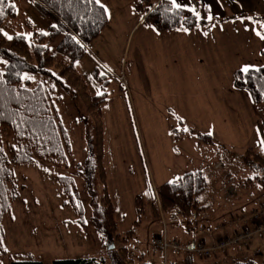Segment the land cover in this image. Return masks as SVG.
<instances>
[{"label":"crops","instance_id":"obj_1","mask_svg":"<svg viewBox=\"0 0 264 264\" xmlns=\"http://www.w3.org/2000/svg\"><path fill=\"white\" fill-rule=\"evenodd\" d=\"M95 1L103 5L107 24L88 45L85 57L92 74L96 65L108 74L107 96L100 105L101 160L113 217L118 230L124 232L137 215L134 196L141 198L145 210L155 198L157 185L184 172L175 169L176 140L169 133L173 118L209 134L213 146L220 148L221 153L239 155L251 145L255 122L264 117L249 94L233 86V73L264 67V35L259 34L254 23L242 18L251 13L264 15V0H197L209 16L233 18L191 31L165 32H157L143 22L134 9L135 0ZM169 1L197 13L191 0ZM226 7L231 13L226 12ZM130 122L139 123L145 154ZM110 126L115 144L108 136ZM187 136L191 135L181 133L177 140ZM120 152H124L121 157ZM228 179L223 180L220 189L225 192L230 186L233 192ZM261 207L264 210V202L257 208ZM228 209L223 204L214 215L202 218L203 223L194 226L193 221L185 224L182 220L173 222L164 218L175 227L166 226L167 233L181 240L193 241L198 237L205 242L231 234L244 221L239 216L228 218ZM250 241L245 250H253L264 260L261 256L264 232L253 235ZM233 247L214 258L231 257L236 246ZM172 252L164 253V264L173 258Z\"/></svg>","mask_w":264,"mask_h":264},{"label":"trees","instance_id":"obj_2","mask_svg":"<svg viewBox=\"0 0 264 264\" xmlns=\"http://www.w3.org/2000/svg\"><path fill=\"white\" fill-rule=\"evenodd\" d=\"M28 1L50 20L45 31H36L29 25L27 27L16 22L15 0H0V203L7 197L5 205L1 203L2 210L9 211L10 201L17 196L16 192L9 190L7 186L8 181L13 178L14 167L37 163L62 169L64 172H55V177L61 186V192L65 194L64 203L68 202L77 213L78 219H82L83 208L81 200L77 197L79 189L76 188V178L87 188L89 196L92 193L88 192V188H93L90 185L98 186L95 199L92 202L87 200L90 210L84 217L86 224L82 225H90L96 230L103 244L114 240L120 242V260L123 261L126 253H129L127 241L143 213V202L138 195L134 196L136 218L128 230L120 232L113 217L114 208L107 194L101 160L103 121L100 105L106 99L108 74L99 66L94 67L93 74L99 82L100 92L90 95L73 66L74 62L86 55L88 45L106 26L105 9L95 0ZM191 2L197 7V13L177 7L169 0H158L155 3L151 0H135L134 9L143 22L157 32L191 31L233 18L209 16L197 0ZM242 18L254 23L259 34L264 35V15L251 13L242 15ZM59 34L62 36L56 49L65 55L68 61L57 60L49 52L50 43ZM54 86L70 90L73 96L79 99L87 117L92 120V136L87 139V155L82 162L74 161L72 141L69 129L62 119L63 113L60 109L59 113L55 111L56 106L59 108L61 104V96L51 93ZM233 86L245 90L253 105L263 103L264 67L248 69L247 72L234 71ZM169 133L173 141L182 133L194 136L196 142L213 143L209 134L197 131L176 118L169 123ZM254 134L260 137L262 149L256 151L248 145L239 155L249 163L253 172L252 179L261 181L264 189V118L255 122ZM66 170L70 173H66ZM206 188L207 176L201 169L184 171L177 178L156 186L155 198L150 204L151 212L159 217L161 211L167 221L178 222L186 217L184 223H191L197 211L204 207L198 196ZM89 196L87 198L90 199ZM2 210L0 209V214ZM195 223L193 221V226ZM160 233L168 234L167 229ZM261 234L263 233L257 235ZM170 239L176 238L170 236ZM234 246L235 252L226 260L214 258L215 254L202 257L191 251L173 250L178 253H173V258L167 264H264V260L258 258L253 250H245L247 246ZM255 251L258 252V249ZM51 263L111 264L107 263L101 254L54 258ZM10 264H42V261L27 255L12 259Z\"/></svg>","mask_w":264,"mask_h":264},{"label":"rangeland","instance_id":"obj_3","mask_svg":"<svg viewBox=\"0 0 264 264\" xmlns=\"http://www.w3.org/2000/svg\"><path fill=\"white\" fill-rule=\"evenodd\" d=\"M15 7L17 12L16 22L22 23L23 26L28 27L29 25L36 31H45L50 24V20L31 6L28 0H15ZM226 12L231 13L229 7H226ZM61 36L59 34L50 43L49 52L57 60L68 61L67 57L56 49ZM73 66L86 85L87 92L90 95L98 94L100 92L98 89L99 84L94 79L91 64L87 58L83 56L80 60L74 62ZM58 87H52L53 90L51 91V93L61 96V104L59 108L56 106L57 110L55 111L59 113L60 109V112L63 113L64 118L62 119L69 129L72 141L74 161L82 162L87 155V139L90 135L92 136V120L87 117L79 99L73 96L74 94L70 90L66 91L61 87V90H59ZM257 109L264 117V103L257 105ZM122 124L126 127V123ZM129 124L135 136L140 137L139 145L142 153L145 154L139 123L130 122ZM108 136L115 144L111 126ZM126 140H129V137ZM250 144L256 151L262 149V141L257 135H254ZM174 145L177 152L175 169L187 171L198 168L207 176L206 191L199 195L200 203L205 205L204 209H199L192 220L196 224H202L203 222H200L202 218L214 215L223 204L229 207L228 218L239 216L244 221L252 210L264 202L262 182L252 179L253 172L250 170L249 163L245 162L241 155L223 152L220 156V148L213 146V144L196 142L194 136H187L180 140L176 139ZM118 155L121 157L124 152H120ZM13 171V178L8 181L7 186L9 190L12 189L13 192H16L17 196L10 201L9 211L2 210V204L5 205L7 197L1 201L2 204L0 203V209L2 210L0 214V264H10L12 259L27 255L39 258L42 264H52L51 261L54 258L76 257L84 254H101L106 262L111 264H123V261L124 264H164V253L158 246L154 245V238L161 235L160 232L164 231L166 226L167 229L175 227L164 220L162 216L164 213L162 214L161 211L159 217H156L152 214L150 206L146 207L137 225L133 227L129 241H127L130 254L126 253L125 260L121 261L120 242L114 240L103 244V240L96 230L91 228L90 225L84 227L86 224L84 217L88 215L90 210L87 200L92 202L95 199L99 189L97 185H90L93 188H88V192L94 195L89 196L86 192L87 188L76 178V188L79 189L77 197L81 200L83 208L82 219H78L75 210L68 202L64 203L65 194L61 192V186L55 177V172L63 173L64 170L49 165L43 166L31 163L18 165L14 167ZM66 173L70 172L66 170ZM226 177L229 178L226 181H229L228 183L233 187V192L232 188L228 187L231 188V193L228 196L220 189ZM245 178H250V180H244ZM238 180L246 184H239ZM88 196L90 199L87 198ZM224 196L227 198H224ZM67 201L69 200L67 199ZM262 211L264 214V210ZM181 220L184 223L186 217L181 218ZM172 221L174 222V220ZM242 228L241 225L233 230L231 234L239 233ZM173 238L176 237L173 236ZM176 239L182 245L191 244L189 242H192L181 240L178 237ZM250 239H248L246 246L249 243L251 245ZM195 240L196 238L193 239V241ZM213 241L214 239L206 242L205 245L210 246ZM233 248V246H229L225 250ZM183 251L189 252L188 250ZM224 252L223 249L216 254L223 256ZM261 256L264 258V251Z\"/></svg>","mask_w":264,"mask_h":264},{"label":"built area","instance_id":"obj_4","mask_svg":"<svg viewBox=\"0 0 264 264\" xmlns=\"http://www.w3.org/2000/svg\"><path fill=\"white\" fill-rule=\"evenodd\" d=\"M226 194L231 193L230 188L225 189ZM263 208H259L250 213V215L244 219L246 222L243 225V228L239 233L235 234H226L223 236H218L214 238V241L210 244V246L205 245L206 243L202 238L195 240L191 244H179L175 239H168L166 234L157 235L154 238V245L159 248L166 249H174V250H188L191 252H196V254L208 257L217 251L224 249L225 247L231 245H242L246 246L248 243V239L254 234H260L264 232V214ZM188 245V246H187Z\"/></svg>","mask_w":264,"mask_h":264},{"label":"snow or ice","instance_id":"obj_5","mask_svg":"<svg viewBox=\"0 0 264 264\" xmlns=\"http://www.w3.org/2000/svg\"><path fill=\"white\" fill-rule=\"evenodd\" d=\"M101 6L103 7V5H101ZM243 71L247 72V71H248V69H247V68H245V69H243Z\"/></svg>","mask_w":264,"mask_h":264}]
</instances>
